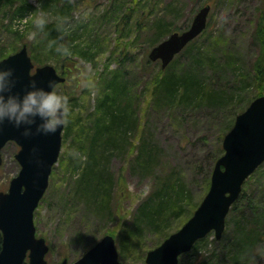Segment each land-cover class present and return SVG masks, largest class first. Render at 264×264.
Returning a JSON list of instances; mask_svg holds the SVG:
<instances>
[{"label":"rangeland","instance_id":"rangeland-1","mask_svg":"<svg viewBox=\"0 0 264 264\" xmlns=\"http://www.w3.org/2000/svg\"><path fill=\"white\" fill-rule=\"evenodd\" d=\"M70 1L77 2L65 23L75 37L69 58L77 67L71 72L63 65L64 55L35 26L37 0L0 1V60L27 45L36 65L52 64L67 78L56 86L67 97L68 121L59 160L35 211L37 235L50 246L46 255L49 264H59L65 258L74 262L108 234L115 238L123 264H146L148 251L178 230L206 195L208 178L224 152L223 139L235 112L247 107L254 93H264V81L260 83L255 75L256 60L264 47V0ZM206 3L212 5L206 29L165 68L161 60H149L150 49L170 33L156 42L158 24H166L171 32L183 31ZM262 61L264 64V55ZM184 69H192L208 91L223 92L224 97L210 101L193 93L191 99L176 97L167 104L155 100L158 76ZM114 72L129 91L130 105L137 101L134 107L140 129L152 133L161 153L157 167L142 174L131 165L137 157L133 148L141 132L123 151L109 150L108 167L114 176L112 213L103 215L90 209L78 193L82 169H75L74 159L83 155L80 146L85 145L80 143L79 126L91 115L97 96L107 90L104 86ZM239 92L241 97L227 100ZM75 95L78 104L70 99ZM66 126H72L68 138L64 135ZM18 149L13 141L3 148L0 191L8 190L20 170L15 157ZM171 173L183 181L178 203L184 212L171 216L168 229L146 227L128 244H121V226L130 222L134 210L158 187L159 179ZM244 218L250 228L240 235L235 222ZM204 239L197 249L180 257V264H264V163L244 183L241 196L227 215L222 237L217 239L212 231ZM253 240L256 244L251 248Z\"/></svg>","mask_w":264,"mask_h":264},{"label":"water","instance_id":"water-1","mask_svg":"<svg viewBox=\"0 0 264 264\" xmlns=\"http://www.w3.org/2000/svg\"><path fill=\"white\" fill-rule=\"evenodd\" d=\"M211 5L202 6L195 14L189 28L174 31L154 45L149 51L153 61L161 60L165 68L174 57L206 27ZM11 64L21 78L20 84L35 78L47 86L64 82L52 64L37 66L24 45L19 51L0 60ZM64 126L56 133L25 137L9 123L0 126V166L2 148L15 141L20 149L15 154L21 165L19 173L11 180L8 191H0V264H49L45 254L49 246L44 237L36 236L34 212L43 197L62 148ZM224 154L218 158L212 173L210 189L193 215L172 232L154 249L148 251L146 264H179V256L192 248L194 243L211 230L217 238L222 236L225 219L231 205L239 197L246 178L264 161V95L253 99L239 113L233 127L223 140ZM59 264H68L65 258ZM72 264H123L115 238L108 234L99 240Z\"/></svg>","mask_w":264,"mask_h":264},{"label":"trees","instance_id":"trees-1","mask_svg":"<svg viewBox=\"0 0 264 264\" xmlns=\"http://www.w3.org/2000/svg\"><path fill=\"white\" fill-rule=\"evenodd\" d=\"M75 4H77L76 1L72 3L70 0H41V7L44 10L52 13L54 17L61 15L66 17V19L70 16V12ZM38 31L39 33H46L48 40L50 39L51 45L55 46L53 48L56 51L59 44H63L66 47L67 50L59 51L61 52L59 54L64 55L62 62L67 70L71 72L73 68L77 67L76 61L70 60L69 58L71 57L69 52L73 50L71 47L73 44L72 39L75 38L72 37L73 31L71 29L65 25L64 31L61 34L57 31L55 22L53 21L44 30L38 29ZM166 32H171V29L166 24L159 23L156 42L161 39H158V37H163ZM64 36H67L68 39L66 40ZM54 40L57 42L54 43ZM263 48H261L255 65V75L260 79V83L264 81ZM194 49L197 50V47ZM192 72H194L192 69H184L179 73L176 70H172L164 75L162 74V77L158 76L156 81L158 82L157 88L154 90V99L162 104H167V102L175 100L176 97L178 99H191L198 94L205 96L210 101H219L224 97L223 95L225 94L223 92L208 91L205 82L201 78L195 77L196 75L193 76ZM114 73L104 86L109 91H103L97 96L96 105L91 115H88V119L79 126V133L82 137L80 143L85 142V145L80 146L83 155L80 154L78 158L75 157L74 159V163L78 166L75 169H82V172H79V178L77 180L78 187L80 186L78 193L86 199L90 209L103 215H110L112 213L110 209L114 188V176L109 172L108 167L111 157L109 150L123 151L124 148L133 145L131 142L134 138L133 136L141 132L140 140L135 145V148H133L137 157L131 165L133 170H138L142 174H148L157 167L161 153L159 145L153 142L152 133L147 132L148 130L146 128L144 130L140 129V118L137 116V107H134L137 101L135 100L133 105H130L131 98L128 94L129 91L125 84L120 81L121 76L116 74L117 72ZM256 81L258 82V80ZM261 91L254 93L253 98L263 95L264 93H261ZM193 93L195 94L192 96ZM240 93L229 95L227 100L231 101L230 97H241L242 94L240 95ZM76 96L70 99H73L75 101L74 103L78 104L79 98ZM246 104L248 105V103ZM244 109L245 105L237 110L233 115L234 119ZM234 119L229 122L228 130L233 126ZM66 127L68 131L67 133L65 131L64 135L68 138V135L72 131V126ZM211 174L208 178V188L210 186ZM176 177L175 174L171 173L170 176L159 179L158 187L134 210L132 218L129 220L130 222L123 225V227L121 226V244H128L136 236L140 235L146 227H155V229L162 231L168 229L166 225L171 216L174 213L176 214L177 211H179V214L184 212V208L181 206L182 203H178V198L180 200V195L181 193L183 194V181ZM237 200L234 202V206ZM175 203L179 205L174 206ZM191 214L192 212L189 216ZM245 221V218L244 220H236L235 230L237 234L245 235L247 229L250 228L248 227L249 220L247 224ZM205 240L203 238L197 241L194 248L197 249ZM250 243L252 248L256 244V240ZM236 256L239 258L240 254H236ZM233 258L236 260L234 255Z\"/></svg>","mask_w":264,"mask_h":264},{"label":"clouds","instance_id":"clouds-1","mask_svg":"<svg viewBox=\"0 0 264 264\" xmlns=\"http://www.w3.org/2000/svg\"><path fill=\"white\" fill-rule=\"evenodd\" d=\"M35 11L37 29L44 30L54 21L57 31L63 33L66 17H51L41 7L40 0H37ZM66 50L63 44L57 47V51ZM20 79L13 65L0 62V126L9 123L25 137L56 133L68 121L67 97L56 89L53 80L45 86L31 78L18 87Z\"/></svg>","mask_w":264,"mask_h":264}]
</instances>
